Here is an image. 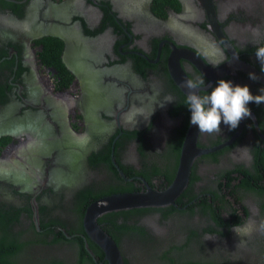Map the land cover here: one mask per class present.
<instances>
[{"label":"flooded vegetation","instance_id":"1","mask_svg":"<svg viewBox=\"0 0 264 264\" xmlns=\"http://www.w3.org/2000/svg\"><path fill=\"white\" fill-rule=\"evenodd\" d=\"M260 46L264 0H0V264H108L88 204L166 188L181 81L262 94ZM248 107L234 130H198L171 203L97 215L123 264H264V233L233 230L264 222V103Z\"/></svg>","mask_w":264,"mask_h":264},{"label":"clouds","instance_id":"2","mask_svg":"<svg viewBox=\"0 0 264 264\" xmlns=\"http://www.w3.org/2000/svg\"><path fill=\"white\" fill-rule=\"evenodd\" d=\"M255 55L264 68V46L257 47ZM249 77L253 80L258 79L254 73H250ZM201 85L205 86L204 78L184 81V87L189 90L185 104L191 112L190 123L198 126L199 133L220 135L221 122L230 130H234L242 119L251 117L249 103L255 102L257 105L264 103V90L262 94L253 95L248 85H234L230 80L220 79L211 91L200 95ZM233 230L240 237L250 236L255 231L264 233V222L257 224L250 220L242 226L234 225Z\"/></svg>","mask_w":264,"mask_h":264},{"label":"water","instance_id":"3","mask_svg":"<svg viewBox=\"0 0 264 264\" xmlns=\"http://www.w3.org/2000/svg\"><path fill=\"white\" fill-rule=\"evenodd\" d=\"M77 68L78 66L75 69ZM181 86L186 93L189 91L184 87L182 81ZM190 119L191 112L182 141L176 172L173 180L166 188L162 190L146 188L145 190L132 192L111 193L93 200L86 207L82 218L84 230L88 237L101 248L108 264H123V262L120 252L112 238L97 224V215L108 210L133 206L164 205L173 201L174 197L186 185L192 158L195 154L206 150L195 146V137L199 128L198 126L192 125Z\"/></svg>","mask_w":264,"mask_h":264}]
</instances>
